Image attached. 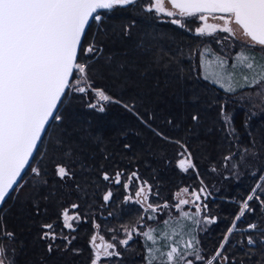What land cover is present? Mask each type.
<instances>
[{"label":"trees","instance_id":"obj_1","mask_svg":"<svg viewBox=\"0 0 264 264\" xmlns=\"http://www.w3.org/2000/svg\"><path fill=\"white\" fill-rule=\"evenodd\" d=\"M148 3L138 0L131 6H116L99 12L100 21H91L83 46L94 42L103 52L92 61L81 50L80 62L91 63L88 75L93 87L122 103H108L101 113L88 107L96 100L94 92L81 94L67 89L57 110L63 119L51 121L30 164L46 168L47 185H41L28 167L17 190L0 208V228L6 226L7 231L15 233L14 240L0 238V244L10 255L14 250L15 264H90L93 235L114 244L120 253L102 259V264H146V244L151 243L140 232L149 226H163L165 220H180L175 195L182 188L191 193L202 187L206 192L200 199L201 223H181L193 228L201 255L209 259L239 213L241 202L261 182L264 114H247L235 102L243 92L253 89L223 91L204 78L200 65V53L206 48L214 55L230 58L247 46L224 40L223 36L195 35L194 21L180 27L154 11H145ZM255 51L258 53L259 48ZM108 57L111 60L106 64ZM77 78L74 74L71 79L75 82ZM193 115L198 116L197 121L192 120ZM57 139L63 143L54 147ZM175 141H181L192 155L195 168L188 172L177 166L181 149ZM68 150L72 157L65 162L74 178L61 181L48 160L54 153L63 158L62 153ZM226 156L231 159L225 160ZM117 171L123 173L122 183L102 179L104 172L114 177ZM133 172L137 177L129 182ZM144 181L151 186L149 202H167L168 208L145 213L140 204L126 201ZM124 183L129 185L127 190ZM109 191L112 196L106 203L103 197ZM72 204L79 208L72 209ZM250 206L255 211L237 222L222 256L213 264H264V237L258 231H243L253 222L264 229V209L256 200ZM64 208L80 217L71 221L72 230L63 226ZM182 211L195 213L192 208ZM147 215L156 219L148 220ZM141 216H145L142 221ZM205 217L215 218V222L206 223ZM47 223L54 224L61 237L54 242L52 252L48 245L53 242L40 238L41 225ZM133 227L137 231L132 232V239L128 245H121L119 241L127 239L125 229L131 231ZM249 235L257 241L255 245L247 244ZM63 236L74 237L67 248ZM188 258L193 264H205Z\"/></svg>","mask_w":264,"mask_h":264},{"label":"snow or ice","instance_id":"obj_2","mask_svg":"<svg viewBox=\"0 0 264 264\" xmlns=\"http://www.w3.org/2000/svg\"><path fill=\"white\" fill-rule=\"evenodd\" d=\"M138 0H0V203L5 202L11 191H16L14 186L18 185V178L21 177L25 166L30 165V157H33L34 149H37V142L41 139V134L45 131V126L50 119L62 121V115L57 112L58 104L62 103L65 90L70 89L76 93L85 94L94 92L96 100L90 102L88 107L101 113L105 111L108 103H122L114 97L106 94L105 90L93 87L88 75L91 63L80 62V51L89 60L98 59L103 49L94 42L86 48L83 46V36L86 25L90 18L100 21L102 17L98 14L99 9H113L116 6L126 7L137 4ZM170 5V9L166 7ZM147 12L166 14L169 17H198L202 25L196 29L198 35H213L216 32L228 33L235 36L239 33L249 42L244 51L236 54L234 62L229 65L227 59L214 57L208 61V66L212 71L207 72L205 79H210L213 83L219 84L228 92H233L237 87L262 88L264 94V0H149L144 9ZM95 14V15H94ZM209 18L222 23H208ZM171 23L183 27L182 20L173 19ZM127 34V31L125 32ZM228 39V37H224ZM217 43H221L217 40ZM259 48V52L255 49ZM211 49H204L200 53L201 67H205L206 55ZM111 60L108 57L106 64ZM247 71H244V70ZM100 72L99 69L96 70ZM242 72L243 84L236 80V73ZM78 78L72 81L73 75ZM124 107L128 108L127 105ZM133 109L129 108V111ZM193 121L198 120V116H192ZM146 123V122H145ZM157 135H162L157 133ZM167 139V137H165ZM62 141L57 139L55 146L62 145ZM181 151L178 168L183 172H188L195 168L192 155L189 149L181 142L175 141ZM130 147L125 145V148ZM57 156L55 153L48 160L52 164L53 174L61 181L74 178V173L70 170V165L65 162L71 159L70 150ZM107 158V157H106ZM225 160L231 159L226 156ZM31 171L37 181L46 186L48 181L44 177L48 175L46 168L31 167ZM215 171V169H213ZM123 173L117 171L113 176L107 172L102 174L104 181H112L116 184L122 183ZM137 177L133 172L129 177V182ZM264 182V176L260 177ZM258 182L252 188L251 193L241 202L239 213L235 216L231 226L227 229L223 241L211 258L205 259L201 255L202 249L198 246L199 241L192 235L189 228V239L184 240L185 225L181 220H190L193 224L199 225L201 220L202 206L198 203L201 194L206 192L203 187L190 193L192 199L182 198L189 193L188 188L180 189L177 193L178 202L175 208L180 212V220L172 222L165 220L163 226L153 228L148 227L147 231L140 234L145 238L147 254L145 260L147 264H193V260L188 257H195L196 261H205V264H213L218 257L222 256V250L228 243L230 236L237 229V222L246 213H253L255 210L250 206V202L256 200L264 209V183ZM34 182V187H35ZM128 183H124L127 190ZM79 187V186H77ZM151 186L146 181L136 192L135 203L140 204L145 213H157L160 208H168L169 204L154 205L149 202ZM112 196L109 191L103 197L107 203ZM48 199L47 196L44 197ZM126 201L130 199L125 198ZM193 204L195 213L182 211L184 205ZM38 207V205H37ZM72 209H78L79 205L72 204ZM207 211V206H203ZM63 226L72 230L71 221L79 220V215H69V209L64 208L61 212ZM141 221L145 216H141ZM146 219L155 220V215H147ZM206 223H214L215 218H204ZM98 227V226H97ZM41 239L50 240L48 251L52 252L54 242L58 237L52 223L42 224ZM137 231L133 227L131 231L127 228L125 233L127 239L120 240L121 245H128L132 239V232ZM243 231L260 232L264 237V229H261L255 222L247 224ZM180 239L174 240L173 237ZM0 238L14 240L15 233L9 232L6 226L0 228ZM63 240L68 244L71 239L63 236ZM97 237L93 235L90 243L93 248V258L91 264H98L101 257L119 256L112 243H96ZM103 241V237L100 238ZM115 239V237H113ZM163 241V243H161ZM257 241L252 235L247 238L248 245H255ZM264 243V239L261 240ZM78 251V250H77ZM14 250L9 254L8 249L0 244V264H15ZM225 261L228 258L223 257Z\"/></svg>","mask_w":264,"mask_h":264},{"label":"rangeland","instance_id":"obj_3","mask_svg":"<svg viewBox=\"0 0 264 264\" xmlns=\"http://www.w3.org/2000/svg\"><path fill=\"white\" fill-rule=\"evenodd\" d=\"M166 7H168L170 9V5H166ZM157 14V13H156ZM162 17H165L169 20H173V19H179V20H182L183 24L187 23V22H191V21H194V23L197 24V26L194 28V33L195 35H198L196 33V29L198 27H200L202 25V22L198 19V17H180L178 15L176 16H173V17H169L167 16L166 14H158ZM208 23H222L221 21H216V20H212L211 18H209L208 20ZM200 37H219V36H223V39L224 37H228V39H224V40H227V41H234V42H237L238 44H241V45H245V46H248L249 42L246 41V38L242 37L239 33H237L235 36H229L228 33H224V32H216L215 34L209 36V35H198ZM223 41V40H222ZM221 44V43H220ZM223 44V43H222ZM258 47V46H257ZM208 49V48H206ZM236 54L233 56V57H230V58H225L228 60L229 62V65H231L233 62H234V58H235ZM214 57H219L217 55H214L212 54V52L208 53L206 55V59H205V67L202 68L201 67V70H202V73H203V76L205 78V75L207 74V72L209 71H212L214 69V66H212L211 68L208 66V61H211ZM201 59V58H200ZM200 65H201V60H200ZM244 71H247L246 69ZM243 75L242 72H237L236 73V80L240 83V84H243L244 81L243 79L241 78ZM208 81H210L212 84L216 85L217 87H219L220 89H222L223 91H226L225 88H222L220 87L219 84H215L213 83L210 79H206ZM243 88H247V86L243 87ZM252 88L253 90H251L250 92H243L241 95H239L237 98H236V103L238 104V108L241 110H244L245 112H247V114H253V115H257V114H264V94H259L261 93L262 91V88L259 87V86H253V87H250ZM242 88L241 87H237L235 91H238V90H241ZM228 92V91H227ZM181 157L179 156L178 159H180ZM138 188L137 190L134 192V194L132 195V197L128 196L130 198L131 201H135L137 199L136 197V192L139 190V188L142 186V184H138ZM180 192V191H179ZM178 192V193H179ZM184 199H189L191 200L192 197L190 195V193L188 194H184L183 197ZM175 200H176V203L178 202V199H177V194L175 195ZM198 203L201 204V201H199ZM142 207V206H141ZM143 208V207H142ZM184 208H192L194 209L195 211V207L193 206V204H188V205H184L183 206V209ZM144 209V208H143ZM176 209V208H175ZM182 209V210H183ZM177 210V209H176ZM70 215V214H69ZM204 222V221H203ZM190 229H193L191 227H189ZM189 228L185 227L184 228V234H183V239L184 240H187L189 237V235L187 234L188 233V230ZM97 237V236H96ZM174 240H178L180 239L179 236H175L173 237ZM150 242V241H149ZM96 243L97 244H102V243H108V242H105L104 240L101 241V239L99 237H97L96 239ZM151 243V242H150ZM161 243H163V241H161ZM92 246V245H91ZM93 249V248H92ZM116 250V248H115ZM117 251V250H116ZM114 257V256H112ZM194 257V256H193ZM107 258H111V257H101V260L102 259H107ZM101 260L98 262V264H102L101 263ZM91 264V263H90ZM147 264V262H146ZM154 264H157V262H154Z\"/></svg>","mask_w":264,"mask_h":264},{"label":"water","instance_id":"obj_4","mask_svg":"<svg viewBox=\"0 0 264 264\" xmlns=\"http://www.w3.org/2000/svg\"><path fill=\"white\" fill-rule=\"evenodd\" d=\"M119 7H121V6H119ZM126 7H127V6H126ZM97 11H98V13H99V12H102V11H110V10H109V9H99V10H97ZM94 15H95V14H94ZM92 20H93V19L90 18L88 25H86L85 33H86V31H87V29H88V27H89V25H90V23H91ZM84 36H85V35H84ZM84 36H83V38H84ZM83 38H82V39H83ZM66 91H67V89L65 90V93H66ZM63 97H64V96H63ZM63 97H62V99H63ZM59 106H60V103L58 104V108H59ZM58 108H57V110H58ZM57 110H56V111H57ZM52 120H53V119H50L49 122L46 124V126H45V131L42 132V134H41V139L37 142V148H38V146H39V144H40V142H41V140H42V138H43V136H44V134H45V132H46V130H47V128H48V126H49V124L51 123ZM36 151H37V149H34L33 157H34ZM33 157H30V164H31V162H32ZM28 167H29V166L26 165V166H25V169L22 170L21 177H23V175H24V173L27 171ZM21 179H22V178H18L19 183H20ZM19 183H18V184H19ZM17 186H18V185L14 186V187L16 188ZM12 192H13V191H11L10 194H11ZM8 197H9V196H8ZM8 197H7V198H8ZM7 198H6V199H7ZM5 201H6V200H5ZM3 204H4V202H3V203H0V208L2 207Z\"/></svg>","mask_w":264,"mask_h":264}]
</instances>
